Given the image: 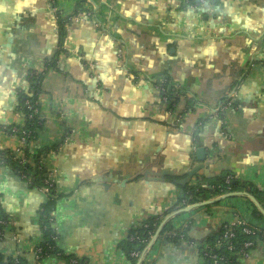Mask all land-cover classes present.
Instances as JSON below:
<instances>
[{
	"label": "crops",
	"instance_id": "0c3cea01",
	"mask_svg": "<svg viewBox=\"0 0 264 264\" xmlns=\"http://www.w3.org/2000/svg\"><path fill=\"white\" fill-rule=\"evenodd\" d=\"M58 13L77 19L65 27L63 45ZM33 74L43 75V127L30 150L59 146L43 165L58 198L56 246L77 264H128L121 242L147 219H163L182 196L174 181L202 163L189 186L229 173L256 189L264 210V0H212L196 9L182 0H0V126L22 124L18 92ZM163 77L180 91L171 114L158 90ZM20 147L0 132L1 150ZM46 201L0 168L1 208L22 240L7 234L1 256L21 248L31 264ZM254 209L261 215L236 197L181 213L172 228L187 225L185 239L157 236L149 248L153 235L142 261L202 264L200 249L234 217L264 230ZM242 264H264V243Z\"/></svg>",
	"mask_w": 264,
	"mask_h": 264
},
{
	"label": "trees",
	"instance_id": "16d2710c",
	"mask_svg": "<svg viewBox=\"0 0 264 264\" xmlns=\"http://www.w3.org/2000/svg\"><path fill=\"white\" fill-rule=\"evenodd\" d=\"M58 37L60 40V45H63L65 38V27L69 24V21L72 17L63 18V16L58 13ZM75 15H73L74 17ZM51 65L54 67L55 63L52 62ZM43 75L41 74H33L27 79L28 89L26 91L18 92V105L17 112L20 114L22 118V124L3 127L0 126V132L8 135V136H17L25 139V143L18 149V152L21 153L20 157L16 152H12L9 150H1L0 149V168H8L12 170L18 177L27 180H30V185L36 189H40L44 186L45 176L47 174L46 168L43 165V159L50 154L51 152H55L58 150V145L52 148L41 149L36 154H32L30 150L31 144H34L38 141L39 132L43 127V120L41 118V110L39 105V96L41 94V84H42ZM180 96V91H172L165 94L166 97V107L169 111L173 112L176 110L178 104V98ZM13 130H16L14 132ZM182 190L181 199H178L176 204H174L171 208H169L164 216L172 215L177 213L183 207H181V203L185 202V205H194L198 203H202L212 199L214 197H219L221 195L227 193H235L246 191L251 196H253L259 203L262 205V198L258 195L256 189L252 187L250 184L240 183L238 182L231 174L222 173L221 175L209 179L205 178H196L195 186L187 185ZM53 197L47 199L46 203L42 206V211L40 213V228L43 234V241L41 243V248L44 252L50 253L48 251V246L54 247L53 253H59L60 259H64L66 261L71 260L72 257H66L56 246L55 241L52 240V236L54 235V231L52 230L49 219L55 212L57 196L55 193ZM255 214L261 218V215L254 209ZM175 215L172 218H169L164 224L162 230L158 235V239L163 241H176L178 238H173L169 235L170 232L173 231L172 222L175 217L179 216ZM161 218L151 217L147 219L145 222L141 223V226L136 228H132L128 234V237L125 241L121 242L120 249L126 257L128 264H138V260L131 256L133 252L136 250L145 249L155 234L159 224L162 222ZM9 220L7 216L4 215L1 204H0V222ZM2 226L0 224V230ZM236 236L233 240V245H235L236 250L239 249L240 245L245 241H256L257 237L247 236L241 233L240 229L235 231ZM222 234V230L212 238L208 240L206 245L211 250V253H215L219 256L229 257V252L226 250V247L223 246L221 249H215V244L219 240ZM133 238L131 241L130 239ZM256 248V247H255ZM254 248V249H255ZM204 247H202L200 252H204ZM209 253V252H207ZM231 264H240L236 259H230ZM27 260L25 258H4L0 255V264H26ZM82 262H79L81 264ZM140 264H148L142 261Z\"/></svg>",
	"mask_w": 264,
	"mask_h": 264
},
{
	"label": "built area",
	"instance_id": "2783aa9c",
	"mask_svg": "<svg viewBox=\"0 0 264 264\" xmlns=\"http://www.w3.org/2000/svg\"><path fill=\"white\" fill-rule=\"evenodd\" d=\"M182 1L184 2L186 6H189L192 9H196L200 5H208L212 0H182ZM51 2L53 3V0H51ZM70 20L72 22H75L77 19L76 17H72ZM158 90L161 93L162 101L164 103H166V100H167L165 97V94H167L168 92L177 91V89L171 85V83L166 77H163L162 79L159 80ZM230 106H231V102L229 100L224 106L218 108V110L219 112H224ZM171 113L173 112H170V114ZM13 131L16 132V130H13ZM17 138L20 141V145L23 146L25 143V139L22 137H17ZM16 153L18 154V157H20L21 153L18 151H16ZM45 177L46 178L44 180V186L38 190L42 191V193L45 194L48 199L54 196V194L52 193L54 192L55 185H54V179L52 178L51 174L47 173ZM28 182L30 183L29 179H28ZM183 205H185V202H183ZM41 211L42 209L40 210V213ZM0 224L2 226V229L0 230V241H2L6 237L7 234H11L12 240L16 244L21 246L22 240L20 239V237L17 235V233L15 232L12 233V229H14L16 226L15 223L9 219L7 221H1ZM49 224L52 230L54 231L52 240L55 241L56 243L57 235L53 228L54 227L53 215L49 219ZM187 227H188L187 225H184L180 230H177V231L173 230L172 232L169 233V235L173 238H178L179 240L182 241L185 239V230H187ZM237 229H240L243 235L254 236L255 238L257 237V240L255 242L250 241V240L245 241L240 245L239 249L236 250L235 245H233V240L236 236L235 231ZM221 230H222V234L219 240L215 244V249L219 250L223 246H225L226 250L229 252V257L219 256L215 253H211L212 249H209V247L205 245L203 249L204 252L201 253L202 264H231V261H230L231 257L236 259V261H238L240 264H242V262L250 258L251 252L254 250V248L257 246L258 243L260 242L264 243V230L253 227L238 217H234L233 219H231V221L225 223L221 227ZM130 240L132 241L133 238H131ZM40 245L41 243L32 249L34 260L31 261V264H41L45 258L51 257V256L59 258L60 256L59 253H53V254L51 253V252H54L53 246H48L47 249L48 251H50V253H48V252H44V250L41 248ZM144 252H145L144 249L142 250L139 249L133 252L131 256L136 258L138 262H140L143 260L142 258L144 256ZM22 254L23 252H22V249L20 248L19 252L16 253V256H14L13 258L14 259L24 258ZM71 262L72 264H77L75 260H71ZM26 264H28V262H26Z\"/></svg>",
	"mask_w": 264,
	"mask_h": 264
},
{
	"label": "water",
	"instance_id": "95a60500",
	"mask_svg": "<svg viewBox=\"0 0 264 264\" xmlns=\"http://www.w3.org/2000/svg\"><path fill=\"white\" fill-rule=\"evenodd\" d=\"M198 154H203L202 151H199ZM204 155V154H203ZM203 155L201 158L197 157L198 161H203ZM204 168L203 163L196 165L194 167H192L190 170L186 171L183 175H181L180 177H182L181 179L175 180L174 184L182 189H184L188 183L199 173L200 170H202ZM175 177H179L178 175H173ZM182 193V190H181ZM236 197H245L247 198L254 206L255 208L261 213L262 216H264V210L262 209V207L259 205V203L256 201V199L251 196L250 194L246 193V192H235V193H228L225 194L221 197H218L214 200L211 201H205L202 203H198V204H194V205H189L187 207H185L182 210H179L177 213H174L172 215H170L169 217H167L166 219H164L162 221V223L159 225L158 229L156 230L153 238L151 239L150 243H149V248L152 246L153 242L155 241V239L157 238V236L159 235L160 231L162 230L164 224L166 223V221L169 218L174 217L175 215L181 214V213H188L190 211H192L195 208H199V207H203V206H207V205H211V204H215L218 202H221L223 200L226 199H230V198H236ZM142 261H140L138 264H140Z\"/></svg>",
	"mask_w": 264,
	"mask_h": 264
}]
</instances>
